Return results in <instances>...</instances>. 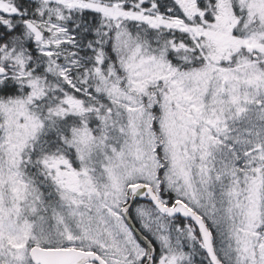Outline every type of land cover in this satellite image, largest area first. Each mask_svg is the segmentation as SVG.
I'll list each match as a JSON object with an SVG mask.
<instances>
[{
    "label": "snow or ice",
    "instance_id": "obj_1",
    "mask_svg": "<svg viewBox=\"0 0 264 264\" xmlns=\"http://www.w3.org/2000/svg\"><path fill=\"white\" fill-rule=\"evenodd\" d=\"M0 264H264V0H0Z\"/></svg>",
    "mask_w": 264,
    "mask_h": 264
}]
</instances>
